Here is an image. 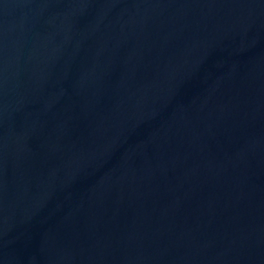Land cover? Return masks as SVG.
Here are the masks:
<instances>
[{
	"label": "water",
	"instance_id": "95a60500",
	"mask_svg": "<svg viewBox=\"0 0 264 264\" xmlns=\"http://www.w3.org/2000/svg\"><path fill=\"white\" fill-rule=\"evenodd\" d=\"M0 264H264V0H0Z\"/></svg>",
	"mask_w": 264,
	"mask_h": 264
}]
</instances>
